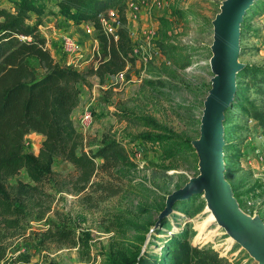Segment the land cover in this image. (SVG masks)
Segmentation results:
<instances>
[{
    "label": "rangeland",
    "instance_id": "rangeland-1",
    "mask_svg": "<svg viewBox=\"0 0 264 264\" xmlns=\"http://www.w3.org/2000/svg\"><path fill=\"white\" fill-rule=\"evenodd\" d=\"M13 1L0 0V8L9 9ZM40 1L48 17L43 18L39 30L52 57L85 76L99 50L94 33L86 36L81 26L58 15L52 0ZM223 1L127 0V27L135 62L121 77L109 76L103 83L86 77L89 86L79 87L80 100L72 119L85 139V150L96 148L104 137L120 141L136 166L116 169L112 175L97 173L93 185L79 190V173L55 158L51 183L44 187L50 194L43 203L48 210L39 220L35 219V210L23 229L7 232L5 259L0 264H112L116 253L135 249L140 254L148 251L163 256L165 241L185 224L193 233V245L211 247L229 264H257L215 219L211 220L202 196L186 214L175 211L177 201L166 216L159 218L167 197L199 175L197 155L193 150L164 160L159 146L144 138L148 129L129 126L119 117L122 113L140 116L182 139L192 142L199 138L204 101L213 77L209 66L211 23ZM247 21L259 36H244L238 62L264 65V17L248 16ZM64 36L74 38L78 45L72 55L61 52ZM159 45L165 46V54ZM86 113L91 114L92 124L83 129ZM224 118L230 123L227 127L240 126L249 131L228 138L241 157L238 163L235 159L226 161V181L240 194L242 212L264 218V130L231 107ZM42 140L40 135L29 133L25 150L36 155ZM16 181L29 182L24 172L8 182ZM256 185L253 192H247ZM105 187H113L117 194L110 196ZM172 216L176 218L170 219ZM166 219L172 230L161 226ZM54 228L71 229L76 245L50 237Z\"/></svg>",
    "mask_w": 264,
    "mask_h": 264
},
{
    "label": "trees",
    "instance_id": "trees-1",
    "mask_svg": "<svg viewBox=\"0 0 264 264\" xmlns=\"http://www.w3.org/2000/svg\"><path fill=\"white\" fill-rule=\"evenodd\" d=\"M52 1L58 15L74 25L90 23L93 26L99 50L94 55V64L84 76L56 62L46 46V39L39 30L43 18L48 17L45 4L40 0H16L9 9L0 8V263L5 259L3 242L8 236L7 232L23 229L35 210L37 220L42 218L46 208L48 210L49 207H44L43 203L50 198V194L44 187L45 183H51L55 158L69 163L79 173V190L93 185L92 179L97 173L112 175L116 169L136 166L125 144L120 141L104 137L96 148L89 146L85 150V139L76 130L72 119L80 100L79 87L89 86L86 77H95L103 83L106 77L123 73L129 64L135 62L133 42L127 27V0ZM107 11L116 15V41L104 33L99 23V15ZM248 16L264 17V0L255 2L243 18L239 56L243 53L241 40L244 36H259L247 21ZM159 46L165 54V46ZM158 84L165 85L164 82ZM231 108L264 130V65H244L239 70ZM119 117L129 126L148 129L149 133L144 138L159 146L164 160L184 152L193 153L190 140L180 138L154 121L128 113H122ZM228 124L225 118V179L228 168L226 161L235 159L238 163L241 157L237 147L230 146L228 138H236L237 133H249L245 127H227ZM29 133L43 138L36 155L25 150V137ZM20 172L26 174L28 183L8 182ZM230 187L242 209L240 194L232 184ZM256 187L247 192H253ZM114 190L113 187H105L107 193L110 191V196L117 194ZM198 198L200 196L193 195L178 201L174 205L175 211L186 214ZM175 218L172 216L170 219ZM260 218L264 222V218ZM161 226L166 230L173 228L169 219L162 221ZM192 236L185 224L165 241L163 247L166 253L163 256L148 251L140 254V250L135 249L116 253L112 264H229L227 258L220 257L211 247L193 245ZM50 237L76 245L74 232L68 228H54Z\"/></svg>",
    "mask_w": 264,
    "mask_h": 264
},
{
    "label": "water",
    "instance_id": "water-1",
    "mask_svg": "<svg viewBox=\"0 0 264 264\" xmlns=\"http://www.w3.org/2000/svg\"><path fill=\"white\" fill-rule=\"evenodd\" d=\"M257 1L224 0L211 23V89L204 101L199 138L191 142L198 158L199 175L167 197L159 218L166 216L177 201L202 196L207 211L225 234L257 264H264V222L239 208L224 177L223 158L224 115L235 97L237 73L244 66L238 62L240 26L248 9Z\"/></svg>",
    "mask_w": 264,
    "mask_h": 264
},
{
    "label": "built area",
    "instance_id": "built-area-1",
    "mask_svg": "<svg viewBox=\"0 0 264 264\" xmlns=\"http://www.w3.org/2000/svg\"><path fill=\"white\" fill-rule=\"evenodd\" d=\"M98 18H99V23H100L104 33L106 35L112 37L113 40L116 41L117 40L116 30L118 27V22H117L116 15L114 14V12L107 11L105 14L99 15ZM80 26L83 30V33L86 36H91L94 33V28L90 23H83ZM60 47H61L62 53L66 54V55H72L76 52L78 45H77L76 41L74 40V38L69 37V36H64L61 40V46ZM65 66L69 67L68 64H66ZM121 74H119L120 77H121ZM91 124H92L91 114L86 113L82 118V122H81L82 128L87 129L90 127ZM133 155H134V157L137 156L134 153H133Z\"/></svg>",
    "mask_w": 264,
    "mask_h": 264
},
{
    "label": "bare ground",
    "instance_id": "bare-ground-1",
    "mask_svg": "<svg viewBox=\"0 0 264 264\" xmlns=\"http://www.w3.org/2000/svg\"><path fill=\"white\" fill-rule=\"evenodd\" d=\"M211 215H212V213H211ZM212 218L215 219V217H214L213 215H212ZM215 221H216V219H215ZM216 223H217V222H216Z\"/></svg>",
    "mask_w": 264,
    "mask_h": 264
},
{
    "label": "crops",
    "instance_id": "crops-1",
    "mask_svg": "<svg viewBox=\"0 0 264 264\" xmlns=\"http://www.w3.org/2000/svg\"><path fill=\"white\" fill-rule=\"evenodd\" d=\"M132 1V0H131ZM136 9H138V7L136 6ZM94 42L96 43V41L94 40Z\"/></svg>",
    "mask_w": 264,
    "mask_h": 264
}]
</instances>
